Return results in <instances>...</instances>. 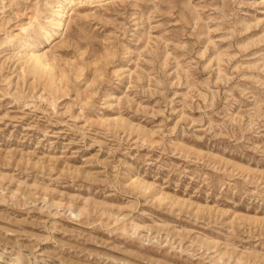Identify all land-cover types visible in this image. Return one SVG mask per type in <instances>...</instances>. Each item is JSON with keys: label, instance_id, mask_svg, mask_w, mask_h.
<instances>
[{"label": "rangeland", "instance_id": "obj_1", "mask_svg": "<svg viewBox=\"0 0 264 264\" xmlns=\"http://www.w3.org/2000/svg\"><path fill=\"white\" fill-rule=\"evenodd\" d=\"M0 0V264H264V0ZM38 51V52H37Z\"/></svg>", "mask_w": 264, "mask_h": 264}, {"label": "bare ground", "instance_id": "obj_2", "mask_svg": "<svg viewBox=\"0 0 264 264\" xmlns=\"http://www.w3.org/2000/svg\"><path fill=\"white\" fill-rule=\"evenodd\" d=\"M65 5H57V7H54L52 11H50L52 14L57 12V18L54 21V24L48 34L43 36L38 42L35 43V48L31 50L32 54L33 51L39 50L41 46L45 43L50 42L61 30L63 27L67 17L71 14L72 8H74L75 4H79L85 0H65ZM38 52V51H37ZM33 57L36 59V62H39V59L41 58V54L36 53L33 54ZM41 64V63H40Z\"/></svg>", "mask_w": 264, "mask_h": 264}]
</instances>
